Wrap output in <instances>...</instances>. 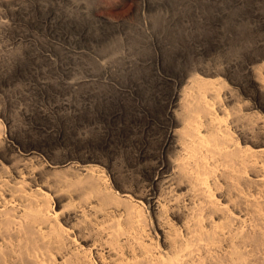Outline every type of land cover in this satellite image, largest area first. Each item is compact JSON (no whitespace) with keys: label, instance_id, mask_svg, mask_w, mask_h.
Instances as JSON below:
<instances>
[{"label":"bare ground","instance_id":"obj_1","mask_svg":"<svg viewBox=\"0 0 264 264\" xmlns=\"http://www.w3.org/2000/svg\"><path fill=\"white\" fill-rule=\"evenodd\" d=\"M228 1L237 20L217 44L207 33L211 49L182 61L181 35L152 52L175 74L151 69L139 33L123 54L95 33L100 59L86 50L82 62L108 79H82L80 114L108 106L112 124L82 121L78 147L0 123V264H264V0ZM118 143L148 187L111 166Z\"/></svg>","mask_w":264,"mask_h":264},{"label":"rangeland","instance_id":"obj_2","mask_svg":"<svg viewBox=\"0 0 264 264\" xmlns=\"http://www.w3.org/2000/svg\"><path fill=\"white\" fill-rule=\"evenodd\" d=\"M229 5L228 0H14L12 9L2 5L0 7V118L3 122L0 123L3 126L1 124V127L6 131L9 126L15 125L14 128H18L17 130L22 133L29 132L38 137L43 135L50 145L63 150L69 151L78 147L81 144L79 135L82 121L87 125L97 121L96 126L100 127V130H108L112 124L110 120H108L110 124L108 123L107 117L105 118L112 110L105 108L108 106L103 110L106 113L102 108L98 110L96 107L95 110H98L94 112L96 117L93 112L84 118L80 114L83 101L81 98L85 95L84 91H89V87L82 86V79L89 76L101 77L100 80L108 79L106 78L108 73L102 72L103 67L101 71L97 69L98 71L93 74L90 71L95 70L82 62L85 59L82 55L84 51L87 50L86 54H96L94 52L97 49L91 51L93 49L91 44L97 45L98 42L99 44L103 42L102 46L108 50L113 46V48L119 46L122 41L120 50L122 54L128 53V42L137 39L127 35L128 31L139 33L145 42L148 40L146 43L150 51L143 57L148 55V61L154 65L151 69L153 71L156 69L159 75L165 76L166 72L175 74L171 66L167 71L161 70L159 64L153 62L152 52L156 50L160 52L159 48L166 41L168 44L170 42L174 45L177 42L180 45L181 35L186 37L185 42L190 45L186 44L188 47L186 51L190 48L193 50L197 47L203 48L207 44V33L216 37L215 44H217L218 37L222 36L228 25L237 20L233 11L226 14L225 9L228 10ZM97 32L102 35L99 33L98 38H100L91 43L90 40L94 39V34ZM112 32L121 36L118 38L111 36ZM161 32L164 35L162 37L157 34ZM144 33L149 34L143 37ZM191 33H194V36ZM188 35L192 36L194 43L197 44L193 45ZM103 36L109 37L104 39ZM157 36L160 38L158 39ZM196 36L197 38H194ZM110 37H113V40ZM102 39L104 40L100 41ZM207 45V48H212L211 44ZM122 48L125 50L123 51ZM193 50L184 51V55L186 53L191 55L181 56V60L197 57L196 51ZM95 56L100 59L99 55ZM201 56L208 57L205 53L198 55ZM143 57L140 62L144 61ZM121 59L123 63L128 64V59L124 57ZM176 67V70L182 68ZM82 70L85 72L83 75ZM178 72L182 73V70L176 71V75ZM3 116H6L5 119ZM119 122L122 120L119 119ZM47 131L52 133L49 135ZM117 145L111 147L105 145L111 149V153L116 151L114 160L109 162L111 166L114 165L136 176L141 175L139 177L143 178V183L146 182L145 187H148L146 181L148 178L140 171H136L137 168L128 160L127 148L132 147L122 146L120 143ZM96 148L101 153L105 151L104 154L107 155L104 147L98 145ZM110 167L108 165L106 169L109 170ZM108 170L107 173H110ZM109 176L112 179L111 174Z\"/></svg>","mask_w":264,"mask_h":264}]
</instances>
